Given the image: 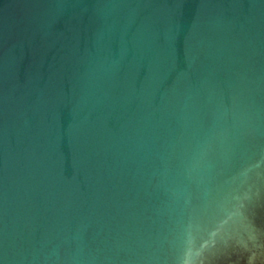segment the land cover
<instances>
[{
    "label": "water",
    "instance_id": "95a60500",
    "mask_svg": "<svg viewBox=\"0 0 264 264\" xmlns=\"http://www.w3.org/2000/svg\"><path fill=\"white\" fill-rule=\"evenodd\" d=\"M0 264H264V0H0Z\"/></svg>",
    "mask_w": 264,
    "mask_h": 264
}]
</instances>
